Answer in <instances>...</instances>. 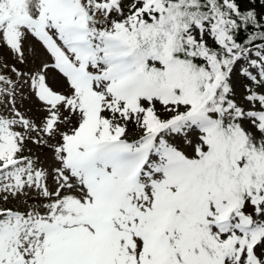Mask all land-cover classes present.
<instances>
[{
  "label": "snow or ice",
  "instance_id": "6c2138e0",
  "mask_svg": "<svg viewBox=\"0 0 264 264\" xmlns=\"http://www.w3.org/2000/svg\"><path fill=\"white\" fill-rule=\"evenodd\" d=\"M0 264H264V0H0Z\"/></svg>",
  "mask_w": 264,
  "mask_h": 264
},
{
  "label": "rangeland",
  "instance_id": "374dc122",
  "mask_svg": "<svg viewBox=\"0 0 264 264\" xmlns=\"http://www.w3.org/2000/svg\"><path fill=\"white\" fill-rule=\"evenodd\" d=\"M238 91V96H239V92L241 91L240 89H237ZM27 106V105H26ZM34 153L36 155H39L41 160L45 163V166H47L48 163H50V160L46 159V156L48 155L46 152H40L38 150H36L35 148L33 149Z\"/></svg>",
  "mask_w": 264,
  "mask_h": 264
}]
</instances>
